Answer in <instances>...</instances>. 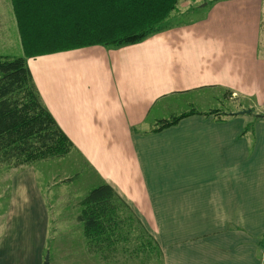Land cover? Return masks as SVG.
Listing matches in <instances>:
<instances>
[{
  "label": "crops",
  "instance_id": "obj_1",
  "mask_svg": "<svg viewBox=\"0 0 264 264\" xmlns=\"http://www.w3.org/2000/svg\"><path fill=\"white\" fill-rule=\"evenodd\" d=\"M177 11L141 43L35 57L29 69L73 151L130 206L161 264H264V116L221 109L227 98L264 107V0ZM36 163L2 178L17 220L32 191L40 198Z\"/></svg>",
  "mask_w": 264,
  "mask_h": 264
},
{
  "label": "trees",
  "instance_id": "obj_2",
  "mask_svg": "<svg viewBox=\"0 0 264 264\" xmlns=\"http://www.w3.org/2000/svg\"><path fill=\"white\" fill-rule=\"evenodd\" d=\"M180 1L11 0L23 56L0 58V164L19 168L64 158L74 148L44 105L29 59L92 46L118 49L141 43L166 29ZM188 115L161 122L159 130ZM80 207L78 220L86 241L108 248L105 256L115 254L114 245H131L130 230L127 237L124 233L130 225L141 231L138 238L143 241L135 253L156 248L160 255L153 237L110 185L95 188Z\"/></svg>",
  "mask_w": 264,
  "mask_h": 264
},
{
  "label": "rangeland",
  "instance_id": "obj_3",
  "mask_svg": "<svg viewBox=\"0 0 264 264\" xmlns=\"http://www.w3.org/2000/svg\"><path fill=\"white\" fill-rule=\"evenodd\" d=\"M213 1L216 0H181L176 13H183L181 11L186 7L199 9ZM175 16L180 18L177 14ZM262 44L260 51L264 56V41ZM20 56H23V51L11 0H0V58L14 59ZM221 105L226 113L264 116V107L237 109L230 98L222 100ZM247 110L250 112L242 113ZM12 168L0 164V184H3V176ZM35 169L40 198L37 200L36 191L29 194L26 200L30 211L28 218L17 220L13 215L8 216L14 186L9 185L8 190L5 185H0V215H4L0 217V264H46L47 257L49 264H161L156 248L150 253H135L140 249L137 245L143 242L139 241L141 231L136 230V226L130 225L124 231L127 237L130 230L131 245H127V242L114 245L115 254L112 252L111 256H105L110 252L108 248L89 246L84 228L78 220L82 211L80 203L100 183L75 151L72 150L64 158L39 161ZM26 202L20 201L22 205Z\"/></svg>",
  "mask_w": 264,
  "mask_h": 264
},
{
  "label": "water",
  "instance_id": "obj_4",
  "mask_svg": "<svg viewBox=\"0 0 264 264\" xmlns=\"http://www.w3.org/2000/svg\"><path fill=\"white\" fill-rule=\"evenodd\" d=\"M249 112H250V110H247V111H244L242 113L245 114V113H249ZM45 263L49 264V257H47V259H45Z\"/></svg>",
  "mask_w": 264,
  "mask_h": 264
}]
</instances>
